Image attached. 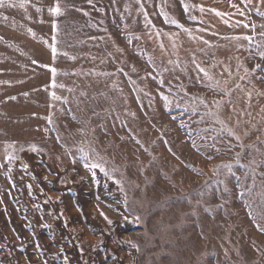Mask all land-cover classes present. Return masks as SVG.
Returning a JSON list of instances; mask_svg holds the SVG:
<instances>
[{"label":"rangeland","instance_id":"1","mask_svg":"<svg viewBox=\"0 0 264 264\" xmlns=\"http://www.w3.org/2000/svg\"><path fill=\"white\" fill-rule=\"evenodd\" d=\"M261 53L264 0H5L0 264H264Z\"/></svg>","mask_w":264,"mask_h":264},{"label":"snow or ice","instance_id":"2","mask_svg":"<svg viewBox=\"0 0 264 264\" xmlns=\"http://www.w3.org/2000/svg\"><path fill=\"white\" fill-rule=\"evenodd\" d=\"M89 3H91V0H89ZM3 6H5V0H0V7H3ZM11 6H12V7H15L16 5H11ZM19 6H20V7H24V4L21 3ZM233 7H236V6L233 5ZM185 8H187V5H185ZM50 11H52V12H54L55 14L59 15L60 12H61V9H60L59 4H57V6H56L55 8H52ZM201 11H203V8H201ZM218 14H219V13H218ZM241 15H243V12H241ZM172 22L175 23V21H172ZM246 39H249V40H250L251 37H246ZM261 55L264 56V53H261ZM260 67H261L260 65H256V68H260ZM200 71L203 72L204 69H200ZM205 75H207V73H205ZM161 83H163V81H161ZM238 162H239V161L237 160V163H238ZM86 167H88L89 169H91V168H97V167H99V165H98V164H91V165H86ZM223 167L230 168L231 165H230V164H228V165H223ZM100 214L104 217L105 220H107V222H108L109 224L112 223V221L109 220L108 217H107L103 212H101ZM137 219H138V218H137Z\"/></svg>","mask_w":264,"mask_h":264}]
</instances>
